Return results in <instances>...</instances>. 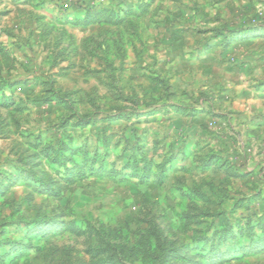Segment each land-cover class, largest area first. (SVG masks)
<instances>
[{
	"label": "rangeland",
	"instance_id": "obj_1",
	"mask_svg": "<svg viewBox=\"0 0 264 264\" xmlns=\"http://www.w3.org/2000/svg\"><path fill=\"white\" fill-rule=\"evenodd\" d=\"M0 264H264V0H0Z\"/></svg>",
	"mask_w": 264,
	"mask_h": 264
}]
</instances>
